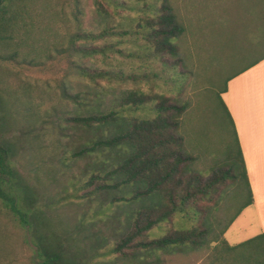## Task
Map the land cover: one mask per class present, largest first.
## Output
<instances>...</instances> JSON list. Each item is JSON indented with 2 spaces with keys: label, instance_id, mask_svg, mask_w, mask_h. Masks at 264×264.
<instances>
[{
  "label": "trees",
  "instance_id": "obj_1",
  "mask_svg": "<svg viewBox=\"0 0 264 264\" xmlns=\"http://www.w3.org/2000/svg\"><path fill=\"white\" fill-rule=\"evenodd\" d=\"M71 1L76 25L55 51L63 60V75L72 72L81 87L71 91L68 81L59 79L63 99L71 104H64L59 119L86 132L70 155L93 160L82 183L89 192L84 199L94 197L123 208L127 231L112 243L93 234V244L84 253L74 244L75 237L51 229L45 209L9 166L12 145L4 129L11 111L0 82V205L8 221L28 234L35 264H106L111 259L101 258L109 254L133 260L155 251L198 250L211 242L217 262L264 264V231L235 245L222 236L251 202L249 189L246 200L214 231L217 200L225 180L235 176L233 163L202 175L191 167L193 158L175 132L187 100L178 103L163 91L181 89L189 72L175 44L184 29L170 0H91L94 16L86 28L80 27L85 15L81 1ZM26 8V0H0V64L27 62L21 52L28 34ZM262 57L264 53L239 70ZM34 60L33 55L29 62ZM237 155L247 186L238 146ZM172 219L177 222L164 225ZM153 228L163 233L153 236Z\"/></svg>",
  "mask_w": 264,
  "mask_h": 264
},
{
  "label": "rangeland",
  "instance_id": "obj_2",
  "mask_svg": "<svg viewBox=\"0 0 264 264\" xmlns=\"http://www.w3.org/2000/svg\"><path fill=\"white\" fill-rule=\"evenodd\" d=\"M80 1L85 11L80 27L86 28L92 24L88 18L94 16L93 9L91 0ZM170 4L184 29L175 44L184 69L189 72L183 88L163 91L178 103L187 100L175 132L181 135L184 149L193 158L191 167L202 175L232 163L235 167V176L225 180L222 196L217 200L215 231L248 195L220 93L230 75L264 53V0H170ZM26 7L28 34L21 52L27 62L12 60L0 64V82L11 111L4 129L6 140L12 145L9 166L45 209L51 229L75 237L74 244L88 253L93 234L103 235L112 243L127 230L123 208L105 205L94 197L84 199L89 192L82 183L92 171L93 160L72 159L70 155L85 139L86 132L59 119L66 106L71 105L63 99L59 79H66L71 91L81 87L72 72L63 75V60L55 51V47L66 44L65 37L75 28L73 4L71 0H26ZM33 55L38 61L30 63ZM98 209L102 213L97 214ZM172 222L177 221L172 219L164 225L169 227ZM259 232L251 208L246 207L236 214L222 236L228 244L235 245ZM151 233L158 236L163 232L153 228ZM213 245L211 242L189 251H155L133 260L115 254L101 259H111L106 264H223L214 258ZM33 248L28 234L8 221L0 205V264H35Z\"/></svg>",
  "mask_w": 264,
  "mask_h": 264
},
{
  "label": "crops",
  "instance_id": "obj_3",
  "mask_svg": "<svg viewBox=\"0 0 264 264\" xmlns=\"http://www.w3.org/2000/svg\"><path fill=\"white\" fill-rule=\"evenodd\" d=\"M220 98L231 119L246 175L247 188L251 195V202L243 208H251V213L262 232L264 231V57L230 75L226 79Z\"/></svg>",
  "mask_w": 264,
  "mask_h": 264
}]
</instances>
